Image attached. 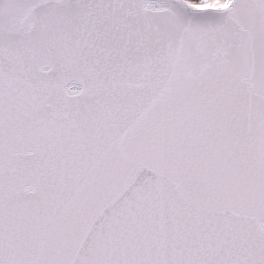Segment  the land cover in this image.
Listing matches in <instances>:
<instances>
[{
  "label": "snow or ice",
  "instance_id": "snow-or-ice-1",
  "mask_svg": "<svg viewBox=\"0 0 264 264\" xmlns=\"http://www.w3.org/2000/svg\"><path fill=\"white\" fill-rule=\"evenodd\" d=\"M0 264H264V0H0Z\"/></svg>",
  "mask_w": 264,
  "mask_h": 264
}]
</instances>
